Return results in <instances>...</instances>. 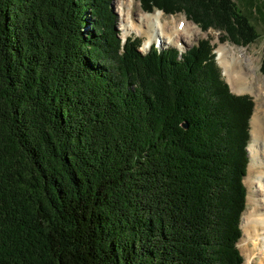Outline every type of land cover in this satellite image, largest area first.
<instances>
[{"label":"trees","instance_id":"16d2710c","mask_svg":"<svg viewBox=\"0 0 264 264\" xmlns=\"http://www.w3.org/2000/svg\"><path fill=\"white\" fill-rule=\"evenodd\" d=\"M140 3L243 43L264 21V0ZM140 44L111 0H0V264H243L253 99L208 39Z\"/></svg>","mask_w":264,"mask_h":264},{"label":"rangeland","instance_id":"374dc122","mask_svg":"<svg viewBox=\"0 0 264 264\" xmlns=\"http://www.w3.org/2000/svg\"><path fill=\"white\" fill-rule=\"evenodd\" d=\"M234 1L238 2V0ZM111 5L117 15V28L120 36L123 39L126 37L139 38L141 40L139 50L142 53L148 52L151 46L158 49L173 47L178 49L179 52H183L193 44H196L198 40L208 39L213 45L215 62L220 68L223 80L228 84L231 91L236 94L232 90L235 87L232 73L228 74V71L221 66L217 59V50L220 46L228 45L234 47L233 51H235L236 56L234 62L235 69L245 76V79L249 81V85L251 84L250 88H252V90L238 94H249L254 102L253 112L249 120L250 139L247 145L249 162L247 173L243 179L247 190L246 206L241 215L240 226L242 234L237 246L243 257V264H264V262H261L259 251V249H263L261 248V241H264V230H254L253 228L256 222L264 218V21L259 17L253 20L252 23L258 35L251 42L243 43L238 35L230 34V36L229 32L225 29L223 31L212 28L206 31L201 30L196 23L186 16L184 10L175 13H165L154 9L151 12L157 10L162 12L160 23L163 25L168 24L169 26L170 24L171 26L172 20L176 22L177 20L179 22L186 20L188 23L192 22L196 27L190 25L188 33L179 38L178 45L181 47L166 42L160 43L159 40H155L147 48H143L146 36L142 30L145 28V25H141L142 27L138 26V29H140L138 33L133 30L126 36H123L121 25L122 21L125 22L128 16V19L136 26L141 24L140 15L146 11L142 9L140 0H111ZM177 6L183 7L179 3H177ZM122 13H125V15L123 16ZM246 80L243 81L244 85L247 83ZM249 145L251 146L250 149Z\"/></svg>","mask_w":264,"mask_h":264},{"label":"bare ground","instance_id":"6f19581e","mask_svg":"<svg viewBox=\"0 0 264 264\" xmlns=\"http://www.w3.org/2000/svg\"><path fill=\"white\" fill-rule=\"evenodd\" d=\"M128 15V13H126ZM124 16L125 13H122ZM129 17V16H128ZM128 17L126 18V21H122V29H123V36H126L127 34L131 33L133 30L138 33L140 29L139 27H142L141 25H145L144 29L142 30L143 33H145L146 39L143 42V48H147L153 41L159 40V42H166L174 44L178 47H181L178 45L179 38L181 36H184L188 31L190 30V25H194L192 22H187L186 20H172L171 26L169 24L165 25L160 23V18L162 17L161 11H154L151 13H142L140 15V25L133 24ZM124 20V19H123ZM186 21V22H185ZM176 22V23H175ZM194 27H196L194 25ZM192 29V28H191ZM193 31V30H192ZM234 47L232 46H220L217 50V59L221 66L228 71V74L232 73L233 81L235 84V87L232 88V90L236 93H244L248 90H252L251 84L249 85V81L245 79L244 75H241L239 71L235 69L234 62L236 59ZM232 70V71H231ZM246 80V84H243V81ZM254 134V132H253ZM251 146L249 145V149ZM264 192V191H263ZM264 202V201H263ZM254 230L261 229L264 230V218H262L259 222H256L253 226ZM259 231V230H258ZM264 239V238H263ZM263 248L260 251V258L261 262H264V241H261ZM261 245V244H260ZM260 247V246H259Z\"/></svg>","mask_w":264,"mask_h":264},{"label":"water","instance_id":"95a60500","mask_svg":"<svg viewBox=\"0 0 264 264\" xmlns=\"http://www.w3.org/2000/svg\"><path fill=\"white\" fill-rule=\"evenodd\" d=\"M236 94H238V93H236ZM182 126H183L184 128H186V127H187V124H186V123H183Z\"/></svg>","mask_w":264,"mask_h":264}]
</instances>
